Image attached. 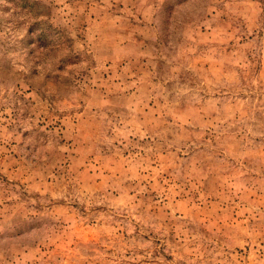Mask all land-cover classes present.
Here are the masks:
<instances>
[{
    "label": "rangeland",
    "instance_id": "374dc122",
    "mask_svg": "<svg viewBox=\"0 0 264 264\" xmlns=\"http://www.w3.org/2000/svg\"><path fill=\"white\" fill-rule=\"evenodd\" d=\"M0 264H264V0H0Z\"/></svg>",
    "mask_w": 264,
    "mask_h": 264
}]
</instances>
